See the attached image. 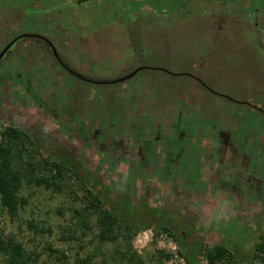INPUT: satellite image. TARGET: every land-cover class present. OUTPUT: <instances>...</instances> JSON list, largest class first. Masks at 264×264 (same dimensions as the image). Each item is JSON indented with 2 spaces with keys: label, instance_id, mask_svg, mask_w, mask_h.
Listing matches in <instances>:
<instances>
[{
  "label": "rangeland",
  "instance_id": "rangeland-1",
  "mask_svg": "<svg viewBox=\"0 0 264 264\" xmlns=\"http://www.w3.org/2000/svg\"><path fill=\"white\" fill-rule=\"evenodd\" d=\"M81 1L0 0V54L16 37L47 36L66 63L84 77L103 82L125 77L140 65L166 69L182 79L186 71L201 66L206 73L203 79L214 93L264 111V50L250 46L255 39L264 43V0ZM240 14L245 18H236ZM44 50L42 58H48L59 69L53 54ZM3 69L11 75L9 63ZM3 69L0 135L7 127H15L34 138L44 154L79 166L88 187L103 198L107 210L118 213L120 208L133 206V217L128 221L132 247L144 264H210L207 250L220 244L233 250L241 264H262L254 261L253 255L255 243L264 234V197L251 196L250 206L226 202L225 196L216 192L215 177L220 176L214 160L199 161V156H208L209 150L184 149L181 166L171 168L172 176L165 183L152 184L145 199L142 184L127 176L132 171L127 172L124 162L115 165L113 150L100 151L88 145L84 135L70 136L47 107L32 104L26 89ZM181 78L176 82L186 83ZM140 79L127 85L137 84ZM203 98L208 106L219 99L206 92ZM253 115L246 116L244 132L253 128L264 136L261 118ZM210 126L220 128L217 121L199 122L190 135L200 129L210 136L216 131H210ZM198 142L210 144L205 139ZM263 150L249 149L254 157L250 156V165L260 175L247 176L251 188L261 184L264 189ZM176 174L186 179L185 187H190L186 189L183 184L182 189L196 188L192 195L174 196L172 181ZM236 183L223 181L219 186L239 192ZM75 191L78 197L84 195L80 188ZM21 195L28 204L15 220H11L0 199V228L37 255V264H63L60 252L68 257L67 264H81L89 256L94 257V264H127L122 255L127 240L100 242L96 218H90L88 227L83 226L74 212L81 205L66 194L25 186ZM30 222L50 233L32 229ZM232 222L240 225L242 237L232 235V230L237 234ZM70 230L75 233L73 240L69 239ZM162 252L170 258H163ZM0 264H8L1 254Z\"/></svg>",
  "mask_w": 264,
  "mask_h": 264
},
{
  "label": "trees",
  "instance_id": "trees-1",
  "mask_svg": "<svg viewBox=\"0 0 264 264\" xmlns=\"http://www.w3.org/2000/svg\"><path fill=\"white\" fill-rule=\"evenodd\" d=\"M91 1L82 0L80 4ZM236 18L245 16L240 14ZM235 22L241 24L240 21ZM254 27L257 29V23ZM255 33L258 35V29ZM259 40L250 41V46L263 51L264 43ZM32 42L22 41L26 51H15L5 61L9 63L12 77L19 83L26 79L32 99H39L46 104L49 113L65 129H72L74 124L80 125L81 130L88 135L89 145L95 141L98 150H113L115 165L120 166L124 162L127 172L132 171L127 176L129 179L135 177L142 184L145 199L152 184L165 182L167 178L157 165L164 168L168 162L182 160V132L189 136L197 123L217 121L220 126L218 129L226 137L232 136L234 139V136L244 131L246 116L255 114L258 120L261 118V129L264 130V111L258 109V106L248 103L240 105L229 100L228 103L222 102L221 96L213 94L208 87L191 77L184 76L182 79L180 76L149 69L128 82L141 78L137 84L97 86L83 82L69 73L55 72L52 64L30 47ZM191 72L207 85L203 79L206 74L204 68L197 66ZM180 78L186 83L176 82ZM44 81L48 84H44ZM203 92L219 98L215 105L213 102L206 105ZM195 112L197 117L194 119ZM251 133L250 142L253 148H258L263 143V137L259 130L252 128ZM0 136V199L11 220L18 219L21 210L28 204L27 199L21 195L25 186L43 187L54 194H66L73 202L81 205L80 210L74 212L81 218L83 226L88 227L90 218H96L99 228L97 238L100 242L116 243L125 238L127 249L122 255L127 264H144L132 247V227L128 221L129 217H133V206L120 208L118 213L107 210L103 198L88 187L86 176L81 173L79 166L44 154L28 133L7 127L1 131ZM253 137L258 141H252ZM158 161L160 163H156ZM75 188L82 189L84 195L78 197ZM187 195L190 196L189 192ZM28 224L39 232L50 233L45 228H36L33 222ZM232 226L237 233L232 230V235L237 239L242 237L244 232L240 231V225L232 222ZM164 231L172 234L170 229L165 228ZM69 233V239H75V233L71 230ZM259 239L261 241L255 243L253 256L254 261L264 264V234ZM0 254L6 257L8 264H37L39 261V257L28 251L16 236L7 235L1 228ZM161 255L165 259L170 258V255L163 252ZM207 257L210 264H241L234 251L224 244L207 250ZM59 258L63 264H67L65 253L60 252ZM93 258L89 256L81 264H94Z\"/></svg>",
  "mask_w": 264,
  "mask_h": 264
},
{
  "label": "flooded vegetation",
  "instance_id": "flooded-vegetation-1",
  "mask_svg": "<svg viewBox=\"0 0 264 264\" xmlns=\"http://www.w3.org/2000/svg\"><path fill=\"white\" fill-rule=\"evenodd\" d=\"M257 25H258V23H257ZM32 36H34V35H32ZM41 37H45V38H47L49 40V38L47 36H41ZM17 38L18 37H16L15 39H17ZM28 40H32L33 41L30 44V47L33 50H35V52H38L40 55L42 54V52L45 51L44 47H45V49H48L53 54V56L55 58V61L60 65V67L58 69L56 64L51 61L52 68H53V70L55 72H58V73H65L66 72V73H69L70 75H72L73 77H75V78H77V79H79V80H81L83 82H86V81L76 77L75 75H73L69 71V70H72V71L78 73L79 75L83 76L78 71H76L73 67H71L68 63H66L65 60L58 53L60 58L62 59V61L64 62L65 66H66V67H64L56 59V57H55L53 51L51 50V48L49 47V45L44 40H42L40 38H36V37H29V38H24V39H20V40L16 41L15 44L9 49L7 54L4 56V58L1 60V62H0V70H2L4 68V66L6 65L5 61L8 60V58L15 51H17V52H18V50L20 52L26 51V48L22 44V41H28ZM42 46H44V47H42ZM56 50H57V48H56ZM263 50H264V48H263ZM57 52H58V50H57ZM45 60H48V58H45ZM48 61H50V60H48ZM141 67L146 68L143 71L151 69V70L162 71V72H166L168 74H172V75L178 76L176 74L171 73L170 71H168L166 69L154 68V67H150V66H141ZM143 71H141L136 76H134L132 79H130V80L124 82V83L111 84V85L126 84V83L134 80L135 78L139 77L140 75H142L141 73H143ZM4 72L7 73L6 70H4ZM133 72H131V73H133ZM182 76L191 77L192 79H195V80L199 81V83L202 84L204 87L205 86L208 87L207 85H205L201 81V79L199 77H197V75L193 74L191 71H186L185 74H183ZM9 77H10L11 80L14 79L12 77V75H9ZM84 78H86V77H84ZM14 80L16 81V79H14ZM116 80H118V79H116ZM94 81H98V80H94ZM112 81H114V80H112ZM107 82H110V81H107ZM17 83L19 85H21L23 88L26 89V91H27L26 94H27V96H30L32 104H34V105H38L39 104L40 106H46L47 107V105L42 103L39 99L38 100H33L32 99L33 95L30 93V90L27 87L26 79H25V82H24L25 84L19 83V82H17ZM86 83L97 85V86H111V85H98V84H94V83H90V82H86ZM208 89L213 94H215L217 96H220V95L214 93L209 87H208ZM221 97L223 99H227V100L235 102V103H241V102H238V101H234V100H232V99H230L228 97H225V96H221ZM47 110H48V108H47ZM48 113H49V111H48ZM53 118L57 122V120H56V118L54 116H53ZM57 124L61 127L62 130L66 131L68 134H70V136L73 135V136H76V137H80L81 135L82 136L84 135V139H85L86 143L89 145L88 135L86 134V132L81 130V126L80 125L74 124L72 126V129L67 130L62 125H60L59 123H57ZM210 127L212 128L213 126H210ZM215 127H213V129L210 130V131L216 130V131L211 132L210 136L203 135V131L200 130V129L195 131L196 134H194L193 136H190V135L186 136L185 132H182L180 145L183 146V149H207V150H209V153H208L209 155L206 156L205 153H204V155L199 156V161L201 160V158H203L205 160L206 159L207 160H209V159H213L214 160L213 164L216 167L215 170H217V175L220 176L219 178L215 177V179H216V181H215L216 192L218 194L222 193L225 196V198H226V202H228L229 204L238 203L239 205L240 204L249 205L251 203V196H260L261 195V196L264 197V189H262L263 185L261 186V184L259 185V184H255L254 183L257 186L253 185V188H251L249 179H247V176H249L250 173L253 174L254 177L260 176L258 173H256L257 171L254 170L253 167L250 165V156L252 157V159H254L253 155L251 154L252 151H249V149H254L253 146H252V142H250V136L252 134L251 131L250 132L248 131L247 133L243 131V132L240 133V135L234 136V139H233L232 136L226 137V135L223 134V132L220 131L218 129V127H216V128ZM75 131H77V132H75ZM263 133H264V130H263ZM262 137H263V143L262 144L260 143L258 145L257 149H264V136H262ZM201 139L202 140L205 139V140L209 141L210 144H208L207 146H204V145L200 144V142H198V141L201 140ZM252 141L256 142L258 140L255 137H253ZM90 146H93V147H95L97 149L95 141ZM261 154H264V150L261 152ZM216 155L218 157H216ZM156 163H160V162L158 161ZM175 165H180L181 166V162H168V163L165 164L164 168L161 167V165H157V166H159L158 167L159 171L163 170L164 176L166 175L167 178H168V176H172L171 175V173H172L171 172V168L173 166H175ZM236 176L238 177V180H237ZM173 177H174L173 178L174 181H172V184H173L172 186H173V189L175 190L174 191V196H176V195L177 196H184V194L187 193V192H189V194L192 195V193L194 191H196V188L192 189V190L182 189V185L183 184H184V188L187 187V186L185 187V184L187 183L186 179L181 177L178 174L174 175ZM240 178H242L241 181H239ZM223 181L224 182H229V183H236L237 182L236 184L240 185V186H238L239 187V192L225 191L224 189L220 188V186L222 185L221 183ZM163 183H165V182H159V184H163ZM218 186H219V188H218ZM186 189H190V187H187ZM177 191L179 193H177ZM212 192H214V191H212Z\"/></svg>",
  "mask_w": 264,
  "mask_h": 264
},
{
  "label": "water",
  "instance_id": "water-1",
  "mask_svg": "<svg viewBox=\"0 0 264 264\" xmlns=\"http://www.w3.org/2000/svg\"><path fill=\"white\" fill-rule=\"evenodd\" d=\"M29 37H36V38H40L42 40H44L48 45L49 47L51 48V50L53 51L56 59L64 66V62L62 61V59L60 58L55 46L45 37H41V36H32V35H23V36H20L18 37L17 39H15L13 42H11L3 51L2 53L0 54V62L1 60L4 58V56L7 54V52L9 51V49L15 44L16 41L20 40V39H24V38H29ZM144 69L146 68H143V67H140L138 69H136L133 73H131L130 75L126 76V77H123V78H120L118 80H114V81H110V82H103V81H94V80H91V79H87V78H84L83 76L79 75L78 73L72 71V70H69L73 75H75L76 77L86 81V82H90V83H94V84H98V85H111V84H119V83H124L130 79H132L134 76H136L138 73H140L141 71H143Z\"/></svg>",
  "mask_w": 264,
  "mask_h": 264
},
{
  "label": "built area",
  "instance_id": "built-area-1",
  "mask_svg": "<svg viewBox=\"0 0 264 264\" xmlns=\"http://www.w3.org/2000/svg\"><path fill=\"white\" fill-rule=\"evenodd\" d=\"M171 248H172V250H175V247H172V246H171Z\"/></svg>",
  "mask_w": 264,
  "mask_h": 264
}]
</instances>
